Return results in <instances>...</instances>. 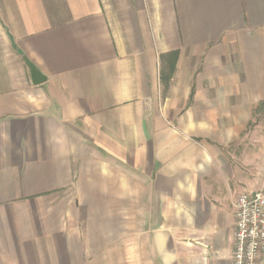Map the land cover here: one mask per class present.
<instances>
[{"label":"crops","instance_id":"obj_1","mask_svg":"<svg viewBox=\"0 0 264 264\" xmlns=\"http://www.w3.org/2000/svg\"><path fill=\"white\" fill-rule=\"evenodd\" d=\"M239 100L264 0H0V264H231Z\"/></svg>","mask_w":264,"mask_h":264},{"label":"rangeland","instance_id":"obj_2","mask_svg":"<svg viewBox=\"0 0 264 264\" xmlns=\"http://www.w3.org/2000/svg\"><path fill=\"white\" fill-rule=\"evenodd\" d=\"M238 113L230 142L220 140L218 134L216 141L220 142L214 145L221 158L222 177H232L231 191L239 196L256 190L264 181V100H239Z\"/></svg>","mask_w":264,"mask_h":264},{"label":"built area","instance_id":"obj_3","mask_svg":"<svg viewBox=\"0 0 264 264\" xmlns=\"http://www.w3.org/2000/svg\"><path fill=\"white\" fill-rule=\"evenodd\" d=\"M231 264H264V181L234 203Z\"/></svg>","mask_w":264,"mask_h":264},{"label":"trees","instance_id":"obj_4","mask_svg":"<svg viewBox=\"0 0 264 264\" xmlns=\"http://www.w3.org/2000/svg\"><path fill=\"white\" fill-rule=\"evenodd\" d=\"M177 59H178L177 51H173V52L161 55L160 57V61H161L160 81L164 88H167L173 76Z\"/></svg>","mask_w":264,"mask_h":264},{"label":"water","instance_id":"obj_5","mask_svg":"<svg viewBox=\"0 0 264 264\" xmlns=\"http://www.w3.org/2000/svg\"><path fill=\"white\" fill-rule=\"evenodd\" d=\"M23 61L29 71L31 84L33 86H38L43 84L46 81V78L27 59L23 58Z\"/></svg>","mask_w":264,"mask_h":264}]
</instances>
